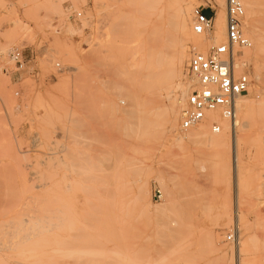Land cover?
Returning <instances> with one entry per match:
<instances>
[{
    "label": "rangeland",
    "instance_id": "obj_1",
    "mask_svg": "<svg viewBox=\"0 0 264 264\" xmlns=\"http://www.w3.org/2000/svg\"><path fill=\"white\" fill-rule=\"evenodd\" d=\"M142 1L0 0V264H264V52L241 48L253 107L218 152L153 109L173 96L150 86L147 58L169 0L153 15ZM252 2L245 33L264 43Z\"/></svg>",
    "mask_w": 264,
    "mask_h": 264
},
{
    "label": "built area",
    "instance_id": "obj_2",
    "mask_svg": "<svg viewBox=\"0 0 264 264\" xmlns=\"http://www.w3.org/2000/svg\"><path fill=\"white\" fill-rule=\"evenodd\" d=\"M217 1L223 2L225 11V38L213 42L214 19L218 8ZM64 13L68 22L80 21L82 13L67 4ZM191 30L205 40L212 41L206 49H192L187 63L188 91L179 97L178 131L183 132L202 122L210 125L211 131L219 133L222 125L219 120L235 126L238 100L248 93L249 79L243 67L241 48H250L252 43L245 33L246 15L242 0H203L191 9ZM56 26V19L53 22ZM55 32H59L55 28ZM8 60L14 66V73L24 71L26 65L23 50L11 48ZM59 69V63H56ZM240 66V70L239 69ZM6 71V69H4ZM18 92H16L17 94ZM160 190H155V195ZM226 241L237 242L235 231L226 235Z\"/></svg>",
    "mask_w": 264,
    "mask_h": 264
},
{
    "label": "bare ground",
    "instance_id": "obj_3",
    "mask_svg": "<svg viewBox=\"0 0 264 264\" xmlns=\"http://www.w3.org/2000/svg\"><path fill=\"white\" fill-rule=\"evenodd\" d=\"M162 1H164V0H145V1L143 0L142 2L147 3L146 5L149 8L148 10L152 11L158 6L159 3L161 4ZM191 1L192 0H169L168 1L169 3H167L168 5L166 7L164 6L163 11H161L162 15H161L160 24L157 25V24L153 23V25L151 26V29H150L151 30V33H150L151 39H149V40H151V47L149 50V57H147V58H149V61H150L149 67H148V70H149L150 76H151L150 86H154V87L157 86L155 89H157L158 87L161 88V86H162V88L164 90H166L169 95L173 94V96L169 99L168 103L165 106H163L162 108H160L161 106H158L155 104L157 97H153L151 102L153 105V109L156 108L157 111L160 110V111H158V113H160L162 115V117H164V123L162 126H164L166 129H171V130L174 129L175 126L177 125V120L179 117V112H178V107H177V105L179 106V97L186 94V92L188 91V86H189V85L185 86V84L182 82L183 81L182 80L183 65L188 60L187 50H186V46H187L186 42H191L193 44L195 50H204L212 42L209 40H205L201 35L194 34L192 32V30L190 28V25H191V18H190V16H191L190 15V13H191ZM244 1H245L244 4H246L245 8L248 11V13L256 10L255 8L258 5L256 6L255 2H252V0H244ZM217 2L220 3L221 8L217 10V13H216V16L214 19L215 31H214L213 42H219V41L224 40V38H225V11L223 8V2L222 1H217ZM258 3H259V1H258ZM153 12L154 11H152V15H153ZM256 36H257L256 38L251 37L250 41L252 44H253V42H255V40L257 41V43L259 45L257 46L258 50L256 52L258 54H260V53L264 52V49L261 48V47H263V44H264L263 43V37H261L260 35H256ZM166 40H170V41L172 40V42H173V47L171 48L172 51L170 54V58L168 57L169 69H166V70H168V72L167 71L165 72V70H164V66H165L164 55L167 56L165 54L166 51L164 52L165 47H167V46H165ZM261 43H263L262 46H260ZM247 49H249V48H246L245 50H247ZM258 69L259 68H257V71H259ZM238 70H240V66H239ZM177 91H179V94H176ZM249 95H250V93L248 90V93L238 100L237 113L245 114L247 112L248 108L250 110H252L251 108L253 106L251 103H249V98H250ZM250 104H251V107H250ZM250 110H248L249 113H250ZM249 113H247L248 115H246V114L244 115V116H246L247 119L249 118L248 117ZM148 117H149V115H148ZM246 118L244 119V117H243V119H244L242 121L243 123L246 122ZM219 121H221V120H219ZM239 122H240L239 120H236L235 126L231 125V128H230L229 123L227 121H223L222 122L223 131H222V133H220V136H216V135L211 134L210 131L208 130L209 128L207 127V124L201 123L198 126L190 128L191 130L188 129V130H190V132L186 136V138L193 139L194 136H196V135L205 134V136L207 137L208 144L217 148L215 150L218 151V148H222V147L226 146L227 141H228V132L229 131L231 134L232 143L237 142L238 138L240 139V137H237V126L239 125ZM151 123H152V121L149 122V126ZM246 125H247V122H246ZM241 127H242V125L240 124V128ZM145 128H148V127H145ZM245 128H241V129H245ZM216 134H219V133H216ZM200 138H201V136H200ZM239 141L240 140H238V145H240ZM234 150H236V149H234ZM218 152L216 154H218ZM235 157L236 158L233 161L235 162V165L237 166L238 160H237L236 154H235ZM148 198L149 197H147V195H146V199H148ZM165 202H167V201H165Z\"/></svg>",
    "mask_w": 264,
    "mask_h": 264
}]
</instances>
